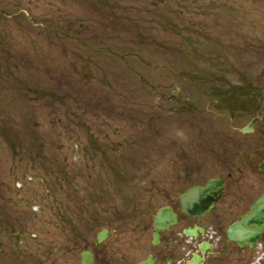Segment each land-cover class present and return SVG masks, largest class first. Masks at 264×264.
I'll return each instance as SVG.
<instances>
[{"label": "rangeland", "instance_id": "374dc122", "mask_svg": "<svg viewBox=\"0 0 264 264\" xmlns=\"http://www.w3.org/2000/svg\"><path fill=\"white\" fill-rule=\"evenodd\" d=\"M243 78L264 90V0H0V218L22 264L63 205L160 204L183 169L212 174L222 127L251 117L222 99Z\"/></svg>", "mask_w": 264, "mask_h": 264}, {"label": "flooded vegetation", "instance_id": "af4514ba", "mask_svg": "<svg viewBox=\"0 0 264 264\" xmlns=\"http://www.w3.org/2000/svg\"><path fill=\"white\" fill-rule=\"evenodd\" d=\"M240 83L239 91L230 87L222 99L232 121L245 113L251 117L242 127H222V139L209 155L212 174L188 176L183 169L159 185L158 195L144 191L161 197L160 204L154 197L132 203L90 197L94 203L63 205L61 235L46 237V248L32 250L26 264H264V222L256 205L264 194V90L247 78ZM253 119L254 127H246ZM208 181L213 185L206 204L185 211L181 195ZM95 190L108 196L112 188L90 193ZM161 212L167 223L156 235ZM18 227L0 218V264H22Z\"/></svg>", "mask_w": 264, "mask_h": 264}, {"label": "water", "instance_id": "95a60500", "mask_svg": "<svg viewBox=\"0 0 264 264\" xmlns=\"http://www.w3.org/2000/svg\"><path fill=\"white\" fill-rule=\"evenodd\" d=\"M253 124V123H252ZM210 192L209 183L206 186L196 185L195 187L188 189L186 193L181 196V202L184 205V209L189 211V209L195 207L196 202L198 203V198L206 199ZM264 200V195L261 197ZM257 201L256 204H258ZM258 213L261 215V221L264 222V203L260 204L258 208ZM166 220L163 215H160L156 221V227L159 229L165 224Z\"/></svg>", "mask_w": 264, "mask_h": 264}]
</instances>
